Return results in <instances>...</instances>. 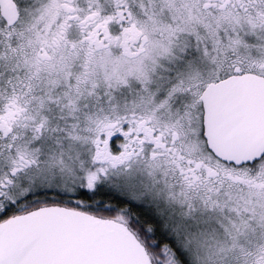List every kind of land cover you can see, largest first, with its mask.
<instances>
[{
  "label": "snow or ice",
  "instance_id": "obj_1",
  "mask_svg": "<svg viewBox=\"0 0 264 264\" xmlns=\"http://www.w3.org/2000/svg\"><path fill=\"white\" fill-rule=\"evenodd\" d=\"M0 264H264V0H0Z\"/></svg>",
  "mask_w": 264,
  "mask_h": 264
}]
</instances>
